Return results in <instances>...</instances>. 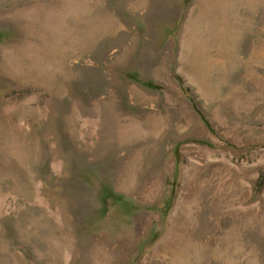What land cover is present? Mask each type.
I'll list each match as a JSON object with an SVG mask.
<instances>
[{
  "label": "rangeland",
  "instance_id": "374dc122",
  "mask_svg": "<svg viewBox=\"0 0 264 264\" xmlns=\"http://www.w3.org/2000/svg\"><path fill=\"white\" fill-rule=\"evenodd\" d=\"M0 264H264V0H0Z\"/></svg>",
  "mask_w": 264,
  "mask_h": 264
}]
</instances>
